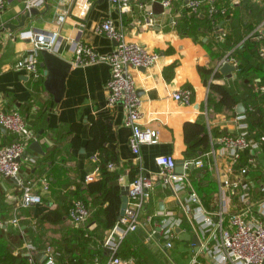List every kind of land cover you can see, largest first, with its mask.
Masks as SVG:
<instances>
[{
    "label": "crops",
    "instance_id": "0c3cea01",
    "mask_svg": "<svg viewBox=\"0 0 264 264\" xmlns=\"http://www.w3.org/2000/svg\"><path fill=\"white\" fill-rule=\"evenodd\" d=\"M189 1L175 0L170 13L166 11L156 14V25L149 29L138 23L145 15L144 6L148 4L146 0L131 1L130 8L126 11H121L120 7L110 4L108 0H46L38 8L41 15L29 20L26 29L36 27L49 34L59 33L63 38L54 53L72 67L65 80V90L59 97L55 95L54 85L50 91L45 87L48 79L46 69L41 66V56L39 60L42 75L39 80L33 79L25 71L15 69L16 62L29 56L32 49L27 39L19 37L21 30L14 31L12 26L18 25L25 14L24 0L14 1L0 14V106L6 110H17L35 134V139L29 144L22 160L19 179L0 176V222H4L5 237L15 255L23 253L29 257L32 254L37 262L44 264V261L38 260V255L44 252L49 242L66 243L73 236L72 230L81 228L73 225L66 216L58 225L40 224V218L49 211L66 207L68 202L65 203V200L73 198L69 194L70 189L76 191L80 187V194L87 198L86 188L90 184L88 178L93 175L95 181H99L102 177L99 171L102 158L97 156L98 162L92 159L93 150L101 145L103 156L115 159L116 162L111 165H114L113 170H117L119 175L130 169L129 182L133 180L132 171L137 166L140 172L147 175L159 174L156 158L160 156L175 159L178 173L183 172L182 162L185 159H201L205 167L189 171V178L204 206L203 197L207 196L211 199V211L218 210L223 205L227 206L230 213H244L250 208L253 214L248 216L249 220L255 222L263 219L257 209L264 199V177L254 171H250L248 177H241L240 172L231 167L227 154L218 146L220 135L239 134L236 117L243 115L238 112V108L242 105L240 110H245L246 99L244 88H235L239 68L229 76L220 73L219 77H215L220 63L231 52H225L219 47L214 33L207 37L200 34L204 15L201 14L199 19L192 22V35L180 33L177 25L172 23V14L181 18L180 11L185 10ZM230 1L236 10L247 0ZM248 1V5L242 7V16L256 22L255 11L251 10V6L264 7V0ZM260 12L257 17L261 16ZM60 17L65 18L64 23L60 24ZM106 20H112L128 42L146 47L159 56L153 67L132 70L142 101V128L152 129L159 134L156 144L141 146V165H138L129 146L132 130L125 125L124 108L121 105H108L107 84L111 78L109 64L100 61L83 66L75 65L77 42L92 47L102 56H107L114 50L116 42L99 34V28ZM230 23L231 21L224 20L221 24L228 33ZM8 25L9 28H6ZM245 25H248L246 20ZM262 25H258L244 43L248 38L257 42L255 36ZM221 37H226V33L219 38ZM221 57L223 58L220 59ZM248 60L255 65L261 62L252 57H248ZM212 84L228 88L239 101L238 106H222L220 96L210 88ZM184 88L193 91L191 106L174 100L173 95ZM196 125L205 126L210 136L206 143L192 142L196 149L188 154L186 133L188 130L193 132ZM213 131L220 135L214 138ZM16 138L9 131L4 133L0 130V148L11 144ZM106 139L108 140L105 141ZM34 142L40 143L44 155L32 148ZM214 149L216 153L212 154ZM53 150L56 152L52 157ZM255 150L258 166L262 167L263 172L264 153L261 147ZM194 170L195 174L192 173ZM199 173L205 174L203 179L198 180ZM241 178L250 184L246 201H242L238 193L234 194L224 186L227 180L237 181ZM44 179L49 181L48 192L42 191ZM23 181L36 183L35 190L42 195L43 204L18 211L17 214L15 209L21 196L19 182ZM89 207L91 213L95 211L92 204ZM148 210L153 214L162 213L157 217L160 222L165 214H169L171 220L174 217L184 218L178 202L162 185L153 190ZM15 216H18V225L12 223ZM88 226L95 228L96 224L90 223ZM8 228L11 231L8 232ZM151 230L152 228H142L128 237L133 250L143 240L147 246L156 243L158 248H162L160 236H156L155 240H148ZM179 230L181 234L195 235L185 218ZM10 235L18 238L17 242L20 244L12 243ZM178 241L181 242V248H187L188 253V257L180 262L189 264L196 245L192 250L191 241H182L181 236ZM4 252L5 249L0 246V254ZM105 254L110 264L111 256L108 251ZM199 259L204 260L201 255Z\"/></svg>",
    "mask_w": 264,
    "mask_h": 264
},
{
    "label": "built area",
    "instance_id": "2783aa9c",
    "mask_svg": "<svg viewBox=\"0 0 264 264\" xmlns=\"http://www.w3.org/2000/svg\"><path fill=\"white\" fill-rule=\"evenodd\" d=\"M16 0H0V14L6 11L7 7ZM46 0H24L25 13L33 8H40ZM133 0H108L112 5L120 7L121 11L130 8ZM218 0H190L187 7L197 13L200 8L207 4L210 5V16L217 13L215 4ZM159 2L165 11L170 13L175 0H150L145 4V15L138 23L144 28H153L156 25V14L153 12L152 5ZM233 5V3H232ZM226 11H223L225 14ZM60 24L65 22L64 17H60ZM172 23L177 25V21L172 18ZM260 27L256 33V41L264 38ZM1 29V27H0ZM27 33H20L21 39H27L32 45L31 53L26 58L16 62L15 69L25 71L30 77L39 80L40 71V52L47 50L53 52L62 43V36L59 33H43L40 35L42 40H37L32 32L33 28L28 29ZM99 34L106 35L116 42L114 50L107 56L98 54L92 47L77 42L75 45L76 61L75 65L83 66L105 61L111 69V78L107 84L108 105L110 107L121 105L125 112V125L132 130L129 146L136 157L138 165H141V146L153 145L158 142L159 134L152 129H143L142 120V101L139 95L132 70L148 69L155 65L159 56L150 52L146 47L136 43L128 42L124 33L120 31L112 20H106L99 28ZM1 58V56H0ZM259 59L264 61V45L259 49ZM225 64L239 67L237 59L228 55L220 63L219 68ZM264 91V88H258ZM174 100L185 105L191 106L193 91L184 88L173 95ZM239 123V136H223L218 141V146L222 152L227 154L231 167H235L241 156L248 152L247 164L241 168L240 175L244 177L250 171L258 167L255 149L259 148V143L248 140V125L245 124L246 115L236 117ZM0 125L7 131L14 134L17 139L15 142L0 148V176L6 178L19 179L21 174L22 160L26 154L29 144L35 139V134L29 128L24 117L17 110H6L0 106ZM216 150L212 151L215 154ZM92 159L98 162L97 155ZM156 164L160 168L157 175H147L141 171L134 179L128 181L130 169L119 175V184L128 187V206L125 215L121 216L116 225L108 234L104 243V248L111 256L110 264H134L133 260L124 261L117 257L121 246L126 239L140 229L152 228L148 234V240H155L158 229H160V243L166 252L175 248V242L180 239L176 230L180 229L183 219L188 220L193 233L199 237L201 247L198 252L194 251L195 244H191L193 250L192 260L189 264H263L264 263V199L258 205V213L263 218L260 221L252 222L248 219L253 214V210L248 208L244 213H230L226 205L212 212L206 209L201 197L193 188L189 171L202 169L205 163L201 159H185L182 162V173L177 172L178 163L170 156H160L156 158ZM114 169V165L109 166ZM95 176H90L88 182H94ZM21 196L18 200L16 213L27 210L31 207L43 204V197L36 192V183L31 181L19 182ZM167 188L174 199L178 202L180 212L183 217L170 219L169 214L164 215L160 222L157 217L161 215L153 214L148 210V204L153 190L158 186ZM224 186L229 188L232 193L239 194L242 201L247 200L250 192V184L241 179L237 181L227 180ZM43 192L49 191V181L43 180ZM90 209L81 201L76 200L69 211L68 219L73 225L82 226L90 218ZM163 215V214H162ZM14 225H18V216L12 220ZM0 225H2L0 223ZM46 256L44 264H57L53 257V249L47 248L43 252ZM200 255L204 260L199 259ZM98 261V260H97ZM30 264H37L34 255L29 254Z\"/></svg>",
    "mask_w": 264,
    "mask_h": 264
},
{
    "label": "trees",
    "instance_id": "16d2710c",
    "mask_svg": "<svg viewBox=\"0 0 264 264\" xmlns=\"http://www.w3.org/2000/svg\"><path fill=\"white\" fill-rule=\"evenodd\" d=\"M147 3L150 0H146ZM248 2H243L239 6L241 8L235 10V6L232 5L230 0H218L214 5L218 10L213 16H210V5H203L200 10L195 13L190 8L185 6V10L180 11V17L176 18L174 14L173 19L177 21V28L180 33L184 35H192V22L199 19L200 15H204L202 19V31L200 34L203 37L209 36V34L214 33L218 38L219 47L225 52H231L230 56L237 59L239 62V72L238 78L235 81V88L240 90L244 88V93L246 94V99L244 101L246 115L245 124L248 125V140L259 143L263 153H264V91H258V88H264V61L261 60L257 65L251 63L248 57L259 59V49L264 45V38L259 42H253L248 38L245 43L244 40L254 31L258 25L264 24V7H254L251 6V10L255 11L254 17L257 19L256 22H251L244 18L243 20L237 16L238 11H242V7L247 6ZM259 10V11H258ZM223 11H226L223 14ZM261 11V12H260ZM261 13V16L257 17V13ZM231 21L229 26V33L226 32L222 21ZM245 20L248 21V25H245ZM226 33V37L219 38L222 34ZM245 44V46H243ZM243 46V47H242ZM221 57L220 59H222ZM220 76V72L215 73V77ZM212 92L217 93L220 96V104L224 107L235 108L238 106L239 101L236 100L235 96L230 93L228 88L214 85L210 86ZM220 134L216 131L212 132V136L218 137ZM228 134H222L221 137L227 136ZM209 131L205 126L196 125L194 126L193 132L189 130L186 133V139L188 143V154L195 152L196 146L192 142L200 141L201 143H206L209 139ZM230 136H239L230 135ZM220 137V138H221ZM17 139V138H16ZM106 139L105 141H107ZM14 140L13 142H15ZM12 142V143H13ZM102 145L93 150V154L100 156L102 161L99 166V171L101 173V179L90 183L86 188L87 198L80 194V187H77L76 191H71L69 194L73 197L72 200H65L68 205L59 208L55 211H49L43 214L40 218V224L58 225L60 224L65 216L67 217L69 211L76 200L83 201L87 207L90 204L93 205L95 211L92 212L91 221L81 228L72 230L73 236L66 243H60L57 241L51 242L52 246L45 248L53 249V257L57 264H109L108 258L106 256V249L104 248V243L106 241V235L112 230L116 223L121 218V207H122V195L121 186L119 184V173L117 170H112L109 168L111 164L114 163L115 159L113 157L105 158L103 156L104 150L101 149ZM56 151H52L54 156ZM51 159L54 162V158ZM248 152L241 156L239 163L234 167L237 172L241 171V168L245 167L247 164ZM116 162V161H115ZM203 169V168H202ZM197 170V169H196ZM201 170V169H199ZM258 175L264 177V173L261 171L260 167L254 169ZM253 172V170H252ZM139 166L135 167L132 171L133 180L139 175ZM195 174V170L192 172ZM192 174V175H193ZM249 174L245 175L248 177ZM135 176V177H134ZM205 174H198V180L203 179ZM74 196L76 198H74ZM90 199V200H88ZM209 197H203V201L207 210L210 209ZM90 209V207H89ZM216 211L213 209L212 212ZM1 224L4 222H0ZM90 223H95V228H89ZM11 231V229H7ZM6 230L3 228V224L0 225V246L5 249V252L0 254V264H30L29 257L25 256L23 253L15 255L13 251L10 250L9 242L5 237ZM11 236V235H10ZM12 243H19L18 238L12 237ZM117 257L124 261L133 260L134 264H144V260L141 257L136 256L135 250L132 249L128 238L123 243L120 248ZM98 260V261H97ZM37 262V261H36ZM37 264H40L37 262Z\"/></svg>",
    "mask_w": 264,
    "mask_h": 264
},
{
    "label": "water",
    "instance_id": "95a60500",
    "mask_svg": "<svg viewBox=\"0 0 264 264\" xmlns=\"http://www.w3.org/2000/svg\"><path fill=\"white\" fill-rule=\"evenodd\" d=\"M104 1V0H101ZM153 12L157 15L163 14L165 9L163 7V5L159 2H156L153 4ZM41 13L39 12V10L37 8H33L31 9L29 12L25 13L19 24L18 25H12L14 28V31L16 30H21L22 33H27V29H26V23L37 17L40 16ZM10 25H8L6 28H9ZM5 31V30H3ZM35 35H36V39L37 40H42L40 35L45 33L42 30H39L36 27H33V31H32ZM262 35L264 36V29L262 30ZM30 43V42H29ZM40 56L43 59V62L41 64L42 68L46 69V76H47V82L45 83V87L48 91H50V88L54 85L55 88V95L56 97H59L63 94L64 90H65V80L68 76V73L72 67V65L66 61H64L63 59H61L57 54L47 51V50H42L40 52ZM236 67L232 66L230 64H225L223 65L221 68L218 69V71L223 74V75H231L232 73H234L236 71ZM237 78V76L235 77ZM243 108L242 105H239L238 108V112L240 114H244L245 110L241 111L240 109ZM0 130L4 133L7 132V129L0 125ZM32 148L35 149V151L40 154V155H44V152L41 149V145L39 142H34L32 145ZM181 166V165H180ZM128 192L129 189L128 187H122L121 188V195H122V207H121V216L125 215V210L128 206ZM159 232L160 229H158V233L156 234V236L159 238ZM177 234H179L181 236V240L182 241H186V242H192L193 244L196 245V251L198 252L200 247H201V242L199 240V237L195 234L193 236L188 235V234H181V230L177 229L176 230ZM46 258L44 253H41L38 255V260L40 261H44ZM264 264V263H263Z\"/></svg>",
    "mask_w": 264,
    "mask_h": 264
},
{
    "label": "rangeland",
    "instance_id": "374dc122",
    "mask_svg": "<svg viewBox=\"0 0 264 264\" xmlns=\"http://www.w3.org/2000/svg\"><path fill=\"white\" fill-rule=\"evenodd\" d=\"M243 11H238L237 16L240 17V19H244L245 17L242 16ZM260 169H262L261 166ZM255 172V170H253ZM257 173V172H255ZM264 173V169H263ZM92 219V213L90 214V218L88 221H91ZM143 240V238L141 239ZM129 241V240H128ZM53 242V241H52ZM180 241L175 242V248L171 250L170 252L164 251L162 248H158L156 243H152L151 245H146L145 240L142 241L138 245V248H135L136 256L141 257L144 260V264H185L184 261L186 257H188L187 248L180 247ZM48 246H52L51 242L48 243ZM45 247V248H46ZM172 259L173 262L170 260Z\"/></svg>",
    "mask_w": 264,
    "mask_h": 264
}]
</instances>
